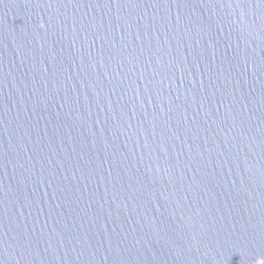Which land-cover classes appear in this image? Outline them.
Instances as JSON below:
<instances>
[{
	"label": "water",
	"instance_id": "obj_1",
	"mask_svg": "<svg viewBox=\"0 0 264 264\" xmlns=\"http://www.w3.org/2000/svg\"><path fill=\"white\" fill-rule=\"evenodd\" d=\"M264 261V0H0V264Z\"/></svg>",
	"mask_w": 264,
	"mask_h": 264
},
{
	"label": "clouds",
	"instance_id": "obj_2",
	"mask_svg": "<svg viewBox=\"0 0 264 264\" xmlns=\"http://www.w3.org/2000/svg\"><path fill=\"white\" fill-rule=\"evenodd\" d=\"M260 264H264V261H261Z\"/></svg>",
	"mask_w": 264,
	"mask_h": 264
}]
</instances>
